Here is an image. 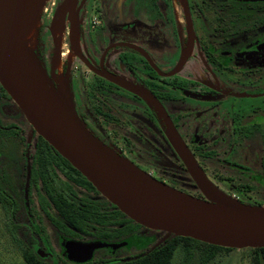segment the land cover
<instances>
[{"label": "flooded vegetation", "instance_id": "obj_1", "mask_svg": "<svg viewBox=\"0 0 264 264\" xmlns=\"http://www.w3.org/2000/svg\"><path fill=\"white\" fill-rule=\"evenodd\" d=\"M67 2L47 4L29 45L85 128L172 189L207 200L185 156L221 194L264 208V0ZM44 142L0 85V205L24 251L119 264L161 242ZM67 242L115 247L77 263Z\"/></svg>", "mask_w": 264, "mask_h": 264}, {"label": "water", "instance_id": "obj_2", "mask_svg": "<svg viewBox=\"0 0 264 264\" xmlns=\"http://www.w3.org/2000/svg\"><path fill=\"white\" fill-rule=\"evenodd\" d=\"M45 1L0 0V85L33 130L121 213L148 230L163 232L161 242L182 237L236 250L264 248L263 207L221 194L197 176L185 156L207 200L172 189L109 150L85 128L68 87H54L25 40ZM103 247L115 246L67 242L65 252L70 260L83 263Z\"/></svg>", "mask_w": 264, "mask_h": 264}, {"label": "trees", "instance_id": "obj_3", "mask_svg": "<svg viewBox=\"0 0 264 264\" xmlns=\"http://www.w3.org/2000/svg\"><path fill=\"white\" fill-rule=\"evenodd\" d=\"M12 236L13 241L21 248L20 251L24 264H50V261L41 259L35 252L29 250V248H26L24 251L22 241L16 237L15 233ZM178 250L183 255L181 264H210L220 252L232 251L233 249L212 246L189 238L171 237L138 260L119 264H172L173 257ZM252 251L253 257L250 264H264V248H256L252 249ZM89 264H111V261L104 263L93 262Z\"/></svg>", "mask_w": 264, "mask_h": 264}, {"label": "rangeland", "instance_id": "obj_4", "mask_svg": "<svg viewBox=\"0 0 264 264\" xmlns=\"http://www.w3.org/2000/svg\"><path fill=\"white\" fill-rule=\"evenodd\" d=\"M51 2L52 0L45 1L39 15L46 9L47 4ZM33 201H36L35 194L33 195ZM5 218V212L0 205V264H24L20 251L21 248L13 241V233L9 232L11 231V228L6 226V221H4ZM44 228L50 239L52 251L56 256H59V242L57 241L56 234L48 225H46V222L44 223ZM23 245L24 243L22 242V247ZM182 256V252L178 250L173 257L172 264H181L183 259ZM252 257V249H233L232 251L220 252L210 264H250Z\"/></svg>", "mask_w": 264, "mask_h": 264}, {"label": "bare ground", "instance_id": "obj_5", "mask_svg": "<svg viewBox=\"0 0 264 264\" xmlns=\"http://www.w3.org/2000/svg\"><path fill=\"white\" fill-rule=\"evenodd\" d=\"M61 32V31H60ZM59 33V32H58ZM33 34V33H32ZM60 34V33H59ZM58 34V35H59ZM62 35V34H61ZM79 35V34H78ZM60 38V37H59ZM25 40H27V42L28 43H30V41H31V34L29 33V34H26L25 35ZM76 40V39H75ZM78 40V39H77ZM62 42V41H61ZM62 47V44L60 43V46H59V48H61ZM63 48V47H62ZM59 50V49H58ZM79 50V49H78ZM58 54H59V52H58ZM80 54V53H79ZM79 57V56H78ZM58 60V59H57ZM60 63V62H59ZM56 64V63H55Z\"/></svg>", "mask_w": 264, "mask_h": 264}]
</instances>
